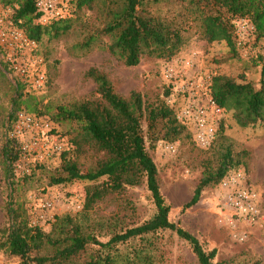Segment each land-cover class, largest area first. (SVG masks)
Here are the masks:
<instances>
[{
	"label": "rangeland",
	"instance_id": "obj_1",
	"mask_svg": "<svg viewBox=\"0 0 264 264\" xmlns=\"http://www.w3.org/2000/svg\"><path fill=\"white\" fill-rule=\"evenodd\" d=\"M4 5L0 0V9ZM104 21L105 14L100 6H85L77 8L71 18L61 21L69 22L70 28L59 36L44 33L36 51L43 61L40 68L45 75L41 87L24 85L0 59V228L7 224L11 205L22 219L46 233L51 232L55 219L69 215L86 231L107 241L111 234L138 225L155 214L156 206L146 179L141 184L126 185L106 195L89 208H85L87 190L101 185L105 177L97 181L52 184V178L62 173L65 163L74 162L87 170L102 157V153L90 145L79 152L74 143L78 124L55 119L60 106L99 98L96 83L86 76L90 67L104 72L120 95L129 97L132 91L140 92L148 103L165 102L173 107L177 116L188 104V91L200 86L205 91V85L215 75L224 74L237 81L245 77L259 87L264 39H257L254 30H247L245 44H237L234 50L224 41L208 43L194 35L170 59L145 56L137 66H127L105 48L109 42L106 36H100L89 48L85 47L90 35H99ZM169 69L173 70L172 78L167 74ZM17 83L23 84L21 90ZM15 104H19L18 109ZM21 108L48 123L50 134L61 139L64 151L49 158L21 159L16 166L15 161L11 175L3 146L9 139L10 124ZM182 123L186 130L175 141L160 138L153 142L148 123L143 122L147 148L158 167L161 191L170 206V220L197 236L206 250L217 248L214 264H264V123L242 127L232 112H225L216 138L208 147L199 146L192 125ZM169 145L173 149H169ZM226 146H230L242 161L235 169L245 171L258 194L262 215L255 223L234 215L225 203L221 182L205 187L199 201L184 209L206 167L218 166L220 153ZM47 199L53 201V217L42 221L39 216L47 213L44 208ZM3 239L0 234V242ZM151 239L154 264H199L191 245L175 232L158 231ZM136 242L138 240L133 241V246ZM133 246L131 243L120 247L123 254H128ZM46 251L42 250L41 254ZM0 264H21V259L0 248Z\"/></svg>",
	"mask_w": 264,
	"mask_h": 264
},
{
	"label": "trees",
	"instance_id": "obj_2",
	"mask_svg": "<svg viewBox=\"0 0 264 264\" xmlns=\"http://www.w3.org/2000/svg\"><path fill=\"white\" fill-rule=\"evenodd\" d=\"M3 1L4 7L12 9L16 25L38 42L46 32L59 36L70 28L69 22L42 24L35 0ZM94 5L100 6L105 21L98 30L99 35H90L85 47L89 48L100 36H106L109 42L105 48L127 66H137L145 56L170 59L194 35L208 43L224 41L234 50L239 19H249L257 39H264V0H78L75 11ZM86 76L96 83L99 98L60 106L55 119L78 124L74 143L79 152L90 145L102 153V157L87 170L74 162L65 163L62 173L52 178V184L97 181L105 177L101 185L87 190L85 208H89L106 195L126 185L141 184L146 179L156 212L146 221L101 241L69 215L55 219L51 232L46 233L22 219L10 205L7 224L0 228L4 237L0 248L19 257L21 264H154L151 236L158 231L171 230L191 245L199 264H214L217 248L206 250L197 236L170 220V206L161 191L158 167L147 148L144 120L153 142L160 138L172 142L184 133L186 126L175 109L165 102L148 103L137 91H132L129 97L120 95L108 76L96 67H90ZM17 84L21 90L23 84ZM208 94L225 112H232L240 126L264 123V65L259 87L245 77L237 81L219 74L212 77ZM14 107L18 109L19 104ZM3 154L12 175L20 155L16 142L7 139ZM218 161L216 168L206 167L184 209L199 201L205 187L221 182L242 162L230 146L222 150ZM137 240L133 246V241ZM131 243L132 251L123 254L120 246ZM45 249L46 253L41 254Z\"/></svg>",
	"mask_w": 264,
	"mask_h": 264
},
{
	"label": "built area",
	"instance_id": "obj_3",
	"mask_svg": "<svg viewBox=\"0 0 264 264\" xmlns=\"http://www.w3.org/2000/svg\"><path fill=\"white\" fill-rule=\"evenodd\" d=\"M40 12L39 21L48 25L56 21H65L73 16L78 0H35ZM12 9H0V59L6 69L18 77L24 85L41 87L45 82V75L40 65L42 59L36 55L39 42L30 37L18 27L12 18ZM247 30H254L248 19H241L237 23V44H245ZM168 76L173 77V70H168ZM209 83L203 87L191 88L188 91L189 101L178 118L186 124L192 125L195 141L201 147L212 145L216 138L221 116L225 113L216 101L208 94ZM207 91V92H206ZM50 125L28 110L19 109L12 120L8 137L16 142L20 150L21 159H43L58 155L64 151L61 139L50 134ZM173 149L172 145L168 146ZM20 160V161H19ZM29 171V169H25ZM224 189V200L232 209L234 215L250 223L257 222L262 210L256 190L249 183L248 176L242 169H234L221 181ZM53 201H44L47 213L41 214L39 219L46 221L53 217ZM37 224V223H35Z\"/></svg>",
	"mask_w": 264,
	"mask_h": 264
}]
</instances>
